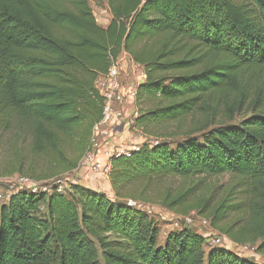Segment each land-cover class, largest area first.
Returning <instances> with one entry per match:
<instances>
[{
    "label": "trees",
    "instance_id": "obj_1",
    "mask_svg": "<svg viewBox=\"0 0 264 264\" xmlns=\"http://www.w3.org/2000/svg\"><path fill=\"white\" fill-rule=\"evenodd\" d=\"M107 2L105 28L88 0H0V130L31 138L38 178L73 170L103 118L96 80L123 51L146 75L135 125L169 138L191 116V128L112 155L117 199L79 182L13 192L0 206V264H261L221 244L205 249L206 237L185 225L159 243L153 217L122 198L169 176L230 173L237 182L215 205L189 202L194 187L163 200L199 209L222 234L264 254V0ZM245 103L251 115L214 124ZM172 122L181 128L163 131ZM12 149L19 164L28 159Z\"/></svg>",
    "mask_w": 264,
    "mask_h": 264
},
{
    "label": "rangeland",
    "instance_id": "obj_2",
    "mask_svg": "<svg viewBox=\"0 0 264 264\" xmlns=\"http://www.w3.org/2000/svg\"><path fill=\"white\" fill-rule=\"evenodd\" d=\"M92 11L95 15L97 23L102 27H107L112 15L108 6L107 0H88ZM118 81L125 90V101L116 102L113 108L121 111V117L112 126H104V135L100 134L97 137L98 145L92 148L94 152V161L86 162V151L80 159L76 168L71 171L62 173L58 177L38 178L39 171L35 170L30 165V151L31 138L28 136L22 140L16 139L12 132H3L0 130V206L6 203L10 195L16 190L24 187L26 184L19 181L20 177H28L30 181L37 183L40 189L48 188L52 185L61 184V190L66 191L69 188L70 182H79L91 186L94 189L104 191L110 198L117 199L115 192L112 189L109 171L106 166L110 164V158L119 150L130 149L132 146L141 145L145 142L155 143L158 140L168 139L170 141L181 139L185 131L191 128L193 119L188 116L182 126V130L175 136L169 138H162L156 135L148 134L144 129L135 125V118L139 113V105L132 99L131 93L136 90L137 86L146 79L143 66L137 64L132 60L129 53L123 51L118 58ZM239 97L238 90H234L230 94L231 99ZM254 107L246 103L239 109L237 106L233 109L222 110L214 119V124L220 122H240L244 117L253 113ZM163 131L175 132L178 131L179 124L166 123L162 125ZM214 126L213 124L210 126ZM161 129V127H158ZM161 133V132H160ZM162 135V134H160ZM169 136V135H168ZM92 137V136H91ZM91 140V138H90ZM89 140V144H90ZM88 144V145H89ZM21 147L24 154L28 155V159L23 164H19L13 156L12 146ZM107 147L106 158L103 159L99 155L100 150ZM102 163L101 170L96 171L94 165L96 161ZM95 163V164H94ZM109 163V164H108ZM237 182V177L230 173H224L218 176L208 177H172L169 176L163 181L156 182L144 188L143 185H136L126 190L127 195L122 198L128 204L141 208L149 213L151 217L157 222L160 234L159 243H163L167 234L179 227L176 226L182 216L193 215L195 225L193 227L206 237L205 249L212 245H223L230 248L241 255L252 258L261 264H264V254L257 251L256 245L251 243H237L231 238L222 234L217 228L213 227L209 220L206 224L200 222L199 209L186 210L180 205L171 209L164 202V196L168 191L173 195H178L188 188L194 187L193 193L188 197V201H198L207 198H212V205H215L225 194V192ZM49 189V188H48ZM135 196H132V193ZM188 213V214H183ZM207 218V217H206ZM213 240L217 242L213 243Z\"/></svg>",
    "mask_w": 264,
    "mask_h": 264
},
{
    "label": "built area",
    "instance_id": "obj_3",
    "mask_svg": "<svg viewBox=\"0 0 264 264\" xmlns=\"http://www.w3.org/2000/svg\"><path fill=\"white\" fill-rule=\"evenodd\" d=\"M118 67H119L118 61L114 62L113 65L110 67L109 71L105 74L100 75L96 80V86L98 87L100 93L104 96V111H103V118L101 119V121L96 123L93 127L90 144L86 151V158H85L86 162L94 161V152L92 151V148L98 145L97 137L100 134L104 135V133L106 132L105 129H102V127L114 125L115 122L121 117V111L117 109L115 110L113 108L114 103L116 102L121 103L125 101V90L123 89L120 82L118 81V77H119ZM135 94H136V90L134 89V91H132L131 93L132 99L135 98ZM139 146L140 145L138 146L134 145L130 149H127V150L121 149L114 155H120V154L129 155L130 151L138 149ZM95 163L96 165H94V169L96 171L101 170L102 163L98 161V159ZM106 169L109 171V174H110L111 162L109 165L106 166ZM19 181L21 183L26 184L27 185L26 189H30L33 192L43 190V189H40V187H38L37 183H35L34 181L33 182L30 181L28 177H20ZM59 187H60L59 191H62L61 185ZM48 188H45L43 191L48 190ZM130 205H132V203H130ZM200 218H201L200 222H202L203 224H206L208 222L207 218L202 217V216H200ZM175 224L178 227H181L182 225H185V224L193 226L195 225V219L193 215H185V216H182L178 221H176ZM215 242L217 241L213 240V243Z\"/></svg>",
    "mask_w": 264,
    "mask_h": 264
},
{
    "label": "crops",
    "instance_id": "obj_4",
    "mask_svg": "<svg viewBox=\"0 0 264 264\" xmlns=\"http://www.w3.org/2000/svg\"><path fill=\"white\" fill-rule=\"evenodd\" d=\"M106 151H108V148L107 147H105V148H103L102 150H100V153H99V155L101 156V158H103V159H105L106 158ZM86 185V184H85ZM86 186H89V185H86ZM89 187H91V186H89ZM92 188V187H91ZM94 189V188H93ZM96 190H99V189H96ZM99 191H101V190H99Z\"/></svg>",
    "mask_w": 264,
    "mask_h": 264
},
{
    "label": "water",
    "instance_id": "obj_5",
    "mask_svg": "<svg viewBox=\"0 0 264 264\" xmlns=\"http://www.w3.org/2000/svg\"><path fill=\"white\" fill-rule=\"evenodd\" d=\"M185 226H186V227H188V226H189V227H193V226H191V225H187V224H185Z\"/></svg>",
    "mask_w": 264,
    "mask_h": 264
}]
</instances>
